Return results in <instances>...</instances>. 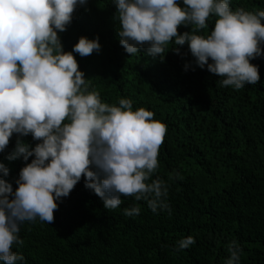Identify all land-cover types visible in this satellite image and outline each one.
<instances>
[{
    "label": "clouds",
    "instance_id": "1",
    "mask_svg": "<svg viewBox=\"0 0 264 264\" xmlns=\"http://www.w3.org/2000/svg\"><path fill=\"white\" fill-rule=\"evenodd\" d=\"M116 6L119 44L130 56L140 49L163 58L169 50L180 55L187 45L194 65L221 77V86L241 90L260 81L264 57V10L231 8L230 0H112ZM87 0H0V153L17 139L7 161L23 159L13 189L5 177L10 169L0 162V264H23L13 251L22 245L25 221L51 224L58 202L69 196L83 177L84 186L108 210L121 197L145 201L153 213L169 210L167 186L151 179L158 167V150L167 126L143 107L121 98L105 103L89 90L85 73L73 55L99 53V37L80 36L64 51L59 33L67 30L78 7ZM208 35L197 34L208 28ZM180 26H193L178 33ZM174 47L165 51L169 44ZM191 67L184 65V70ZM31 135L30 146L19 137ZM31 157V161L27 162ZM150 181V182H149ZM140 208H125L135 216ZM195 243L191 235L176 242L175 251ZM224 264H240L242 249L227 246Z\"/></svg>",
    "mask_w": 264,
    "mask_h": 264
},
{
    "label": "trees",
    "instance_id": "2",
    "mask_svg": "<svg viewBox=\"0 0 264 264\" xmlns=\"http://www.w3.org/2000/svg\"><path fill=\"white\" fill-rule=\"evenodd\" d=\"M230 7L255 12L264 10V0H230ZM115 13L112 0H87L59 35L64 51L80 36H98L99 53H73L89 90L112 105L131 99L133 110H150L167 126L151 179L166 184L169 210L153 213L131 196H122L118 208L105 209L82 177L58 202L51 224L37 218L20 225L23 244L12 250L23 255V264H224L227 246L236 241L240 264H264V57L250 61L258 65L257 84L238 91L222 87L221 77L192 63L187 45L178 46L177 55L170 43L163 58L144 49L127 54L116 34ZM214 20L197 34H210ZM192 27L180 26L178 33ZM19 138L37 143L31 135ZM16 139L14 134L0 153L13 189L26 163L5 159ZM133 206L139 214L126 216L124 209ZM189 235L195 243L175 251L176 242Z\"/></svg>",
    "mask_w": 264,
    "mask_h": 264
}]
</instances>
